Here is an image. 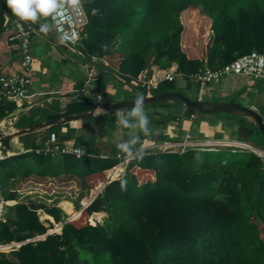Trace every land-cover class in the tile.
<instances>
[{"label":"trees","instance_id":"obj_1","mask_svg":"<svg viewBox=\"0 0 264 264\" xmlns=\"http://www.w3.org/2000/svg\"><path fill=\"white\" fill-rule=\"evenodd\" d=\"M83 8L88 23L79 50L87 59L104 58L126 81L151 64L160 69L176 64L186 79L204 65L219 68L252 51L264 52V0H85ZM8 9L7 0H0V43H18L19 49L7 31ZM200 24L206 28L203 58L192 59L187 36ZM114 40L117 46L110 47ZM160 104L166 103L152 106ZM15 110L14 103L0 101V119ZM100 119L104 125L116 123L108 114ZM81 146L92 152L88 143ZM230 148L139 155L69 222L68 214L78 212L72 214L64 201L7 208L0 245L25 243L0 253V264H264V167L254 153ZM114 155L4 156L0 191L10 181L62 175L95 189L118 163ZM2 197L14 201L17 193ZM38 210L62 227L26 242L51 229L39 220ZM102 212L107 214L102 223L89 224L92 214Z\"/></svg>","mask_w":264,"mask_h":264},{"label":"crops","instance_id":"obj_2","mask_svg":"<svg viewBox=\"0 0 264 264\" xmlns=\"http://www.w3.org/2000/svg\"><path fill=\"white\" fill-rule=\"evenodd\" d=\"M84 1L85 0H82V3H84ZM5 17L8 25L7 31L10 33L13 32L12 39H15L16 43L19 42L14 31V25L21 19L14 15L10 8L7 10ZM23 21H25L29 30H31L30 56L32 58V65L28 68V70L22 67L21 55L17 46L18 43L9 46L2 39V42L0 43V76H28L31 79V83L27 88V93L30 97L23 99L18 103H14L16 107V110L12 112H16L14 116H10V113L5 118L0 119V123L5 121L3 130L0 129L1 132L5 134H12L16 132L19 127L22 128L31 126H17L16 123L21 120L20 114L22 113L25 114V116H34V121H42L40 124L32 125H41L50 121H60L62 117L66 115L91 112L94 107L93 102L113 103L131 100L137 97L135 89L133 88L134 84L130 83V81L124 80L123 78L121 79V77L116 74V71L111 69L108 62L104 60V58L95 57L96 59H94V57H91L90 59H87L84 54L81 53L79 47H77V49H71L63 45L58 37H54L53 40L48 38V35L38 28V23H43L44 25L48 24L53 32L49 16H40L36 22L26 20ZM112 46H117V40L110 43V47ZM11 50L15 53H11ZM188 55L192 59L203 58L200 51H195V49ZM203 61L204 63L206 62L205 59ZM150 68L160 69L158 66L152 64L149 69ZM168 68L177 69V65L172 64ZM177 78L185 80L180 74L176 77V79ZM244 78L252 79L250 77ZM120 85L125 86L124 91L127 90L128 94L132 96L126 98L123 90L118 88ZM235 85L236 84L233 83L231 87L226 90V92H222V95L225 96L232 94L237 89ZM137 87L141 90L143 89L140 86ZM98 97H100L101 101H98ZM259 101L263 102L264 99L261 97ZM257 106L258 105L256 103L254 104V101L250 103V108L255 111L258 109ZM17 111L23 112L18 113ZM128 111L129 110L123 111L125 113V118L132 120L131 117L127 116ZM144 111L150 122V132L148 135H145L136 127L124 129L117 122L116 112L104 113L102 111H95L93 117L91 118L68 122L60 127H52L49 130L43 129L35 133L7 140L11 143V145L6 148L2 145L3 155L9 157L31 151L36 152L35 150L40 148L48 139L50 132L56 134L57 144L60 147H79L85 151V156L90 155L99 158H107L114 154V156H116L118 153L122 152L117 145L124 142H131L136 136H139V140L135 144L129 143L130 152L135 155L133 159L139 155H147L157 152L183 153L187 149H191L190 145H195L196 143L206 144L211 141L226 140L231 141L232 143L241 142V140L236 139V131H233L235 124H227L226 121L229 120L220 118L218 115H215L216 117L201 113H198L201 116H195L194 113L189 115L184 107L181 108L180 105L175 103L144 107ZM103 114H108V117L114 119L116 123L113 126L102 124L100 121L103 120L100 119V116ZM133 123L135 122L133 121ZM55 128H59L60 132H56ZM65 134L72 137L69 136V138H67ZM82 143H88V147L92 149V152L88 153V151L81 146ZM32 144L34 146H32ZM165 145H171L173 149H165V147H163ZM176 148L178 151L174 152ZM196 149L204 150L206 148L203 147V149H200L197 147ZM110 171L111 169L106 170L104 175ZM123 174L121 176H123ZM62 181H66L67 184L65 186L67 190V192H65L66 194L60 198L53 196V199L46 200V203L48 202L47 205L53 206L58 202L64 201L66 203L65 205H67L72 211V214L75 212L80 214V212L87 207V205L83 204L85 199H82L80 203H78L82 193H93V191L98 189V187L101 186V183H103V181H101L95 189H88L83 179L64 175L56 177L55 179H39L35 176H31L27 179L15 180L13 182L20 186L27 184H36L41 186L43 185L41 184L42 182L55 185L56 182L64 184ZM11 183L12 181L9 182L10 185ZM14 191L19 195L22 194L23 189H15ZM29 193L30 192H26V194ZM18 195L17 199L13 201L14 204L32 201L31 199L25 200L23 197L20 199L21 197H18ZM22 195H24V193ZM39 212L43 213L44 220H48L56 226L54 220L50 216L46 215L41 210L37 211L38 216ZM65 213L68 214L66 209ZM46 216L50 219H45ZM96 216L100 217L98 218ZM106 217L107 214L102 212L94 213L90 218L100 221L97 223H102ZM71 220L74 219H72L71 215L68 214L66 222ZM90 224L93 225L92 223ZM60 226H62V224H59L58 227ZM47 235L48 233L37 237H39L40 240H43Z\"/></svg>","mask_w":264,"mask_h":264},{"label":"built area","instance_id":"obj_3","mask_svg":"<svg viewBox=\"0 0 264 264\" xmlns=\"http://www.w3.org/2000/svg\"><path fill=\"white\" fill-rule=\"evenodd\" d=\"M65 15L64 17L57 16L55 13L49 15L50 24L53 28V32L57 35L60 42L68 48L77 49L79 47L81 40L85 35L83 31L88 23L85 10L83 8L82 0L78 5L65 4ZM14 31L19 41V52L22 60V67L26 70L32 65V58L30 56V38L31 30H29L25 21L19 20L14 25ZM65 39H62V38ZM94 59H96L94 57ZM105 60V59H104ZM105 62V61H104ZM176 68L168 69H157L150 68L149 70L143 71L135 79L131 80L130 83L140 86L144 89L145 95H152V91H156L158 87L164 83H172L178 77ZM235 75L242 77H250L254 80L264 81V52L258 53L252 51L249 54L238 56L232 62L224 64V66L219 68H209L204 65L197 73L187 77L185 80L187 82L196 84L200 92L207 91L208 85L211 83H219L226 77ZM31 83V79L26 75H7L0 76V101L18 103L23 99L29 98L30 96L27 93V88ZM98 101H101L98 97ZM48 139L43 143V145L36 149V153H42L43 155H48L55 157L63 154H72L76 156H85L86 153L83 149L74 146L60 147L57 144L56 134L50 132ZM207 144V143H206ZM205 144L196 143L195 145H190L192 148L203 149ZM233 148L239 150L250 151L261 158L262 165L264 167V150L260 148H254L252 145L236 142L232 143ZM165 149H173L171 145L163 146ZM210 150V149H209ZM135 155L132 152L129 154L118 153L115 157L118 160V163L111 169L112 172H116V177L112 178L109 173L105 174V180L101 183V186L98 187L90 195L92 200L94 197H97L105 187V185L113 179H119L123 174V171L127 164L133 160ZM4 158L3 147L0 143V161ZM21 199V198H20ZM13 201H6L2 196H0V221L5 220V213L7 208L15 206ZM92 218H90L89 223H91ZM99 221V220H97ZM100 222V221H99ZM96 223H93L95 225ZM57 231V233L60 231ZM51 231H48L49 233ZM54 233V232H52ZM51 233V234H52ZM49 235V234H48ZM38 239H30L26 242H34ZM21 243H9L0 245V248H4L0 253H8L16 250L22 244ZM7 250V251H4Z\"/></svg>","mask_w":264,"mask_h":264},{"label":"rangeland","instance_id":"obj_4","mask_svg":"<svg viewBox=\"0 0 264 264\" xmlns=\"http://www.w3.org/2000/svg\"><path fill=\"white\" fill-rule=\"evenodd\" d=\"M44 25L43 23L40 24L38 23V28L41 29V26ZM48 28L47 32H44L48 35V38H50L51 40L54 39V37H57V35L55 33L52 32L51 27L47 24L46 25ZM206 28L205 26H202V24H200V26L197 28V30L192 31V29L189 31V35L187 36V51H189V53L195 49V51H203V44L205 42V38H206ZM32 42V39H31ZM31 44V43H30ZM30 49H31V45H30ZM235 83L236 85V90L229 95H222V92H226V90H228L231 85ZM124 87L125 86H119L118 88H120V90H123L124 95H126V98L131 97L132 95L128 94V91H124ZM208 91L207 92H203L200 93V89L196 84L193 83H187V81L183 80L182 78H177L171 85L169 84H164L162 86H160V88L156 91H152V95L154 94H158V93H162V92H178L181 93L182 95L189 97L191 99H199V100H209L211 102H228V103H235V104H240L246 107H250V103L254 101V104L256 103L258 106V109H256V112L259 114V116H261L264 120V101L260 102L259 99L262 97L264 99V82L259 81V80H253V79H249V78H244L241 76H235V75H231L225 78V80L223 79L222 81H220L219 83H211L208 85ZM130 91H132L131 89H129ZM167 104V103H166ZM183 108V107H181ZM195 116H201L198 113H194ZM213 117H216L215 115H213ZM218 117L229 120L226 121L227 124L231 123V124H235L234 126V132L236 131V129L240 126H251L252 127V123L249 122L246 119H240V118H234L228 115H223V114H218ZM20 121H17V126H26V125H32V124H40L42 121H34V116L30 117L29 115L25 114H20ZM5 122V121H4ZM4 122L2 121L0 123V129L3 130L4 127ZM150 128V125H149ZM56 132H60L59 128H55ZM65 136L67 138H69V136L67 134H65ZM72 137V136H70ZM238 139V138H236ZM227 141V140H226ZM211 141L207 144H205V148L206 149H216V148H230V147H235L232 146V142L231 141ZM218 142V143H217ZM217 145H216V144ZM249 143L264 150V140L262 139V137L257 134L254 133L250 138H249ZM8 146L11 145L10 142H8L7 144ZM227 146V147H226ZM188 147V146H187ZM230 148V149H232ZM235 149V148H234ZM60 182V181H59ZM59 182H56L55 185H50L47 183H41L43 185H34V184H27L24 186H20L18 184H16L15 182L12 181L11 185L7 184V188L5 191H1V194L3 196H5V194L7 192H9L10 190H15V189H23L22 194L24 193V195L22 194H17L18 197H23V199L27 200V199H31L32 201H38L39 203H46V200H50L53 199V196L60 198L63 197L67 192L65 186L66 181H62L64 182V184H60ZM54 184V183H53ZM9 187V188H8ZM26 192H30L29 194H26ZM90 195L91 193L86 192V193H82L78 203H80V201L82 199H87L88 201H90ZM22 201V200H21ZM85 202V201H84ZM83 202V204H84ZM48 204V202L46 203ZM89 204V202L87 203V205ZM85 205V204H84ZM12 212V211H11ZM11 217H12V213H11ZM74 217V215L72 216ZM96 217H100V216H96ZM39 220L46 226L49 227V225L51 226L50 230L55 229V226L52 224V222H49L48 220H44L43 217V213L39 212ZM94 223H97V219H93ZM90 224V223H89ZM59 225V224H58ZM57 233V231H55ZM54 232V233H55ZM35 239L38 238V240H40L39 237H34ZM4 248H0V250L2 251ZM7 251V250H4ZM85 254H82V257H84Z\"/></svg>","mask_w":264,"mask_h":264},{"label":"water","instance_id":"obj_5","mask_svg":"<svg viewBox=\"0 0 264 264\" xmlns=\"http://www.w3.org/2000/svg\"><path fill=\"white\" fill-rule=\"evenodd\" d=\"M137 97L131 100H124L119 102L107 103V102H93V109L91 112L88 113H78L75 115H66L62 117L60 121H50L46 124L41 125H31L22 128H18L16 132L12 134H5L0 131V143L3 140H12L14 138L27 135L30 133H35L40 130H49L52 127H60L64 124L72 121H79L82 119H87L93 117L95 111H102L104 113L109 112H119V111H127L134 107L135 101L138 97L144 98V106H152L159 103H179L185 109L193 110L195 112L201 114H208V115H217L223 114L228 115L234 118L246 119L252 123L251 126H240L236 129V138L241 140V142L252 145L249 143V138L254 134H259L262 139L264 140V120L259 114L252 108L238 105L235 103H228V102H211L209 100H199V99H191L186 97L178 92H164V93H156L154 95H145L143 91L138 88L137 86L133 85ZM21 113L23 111H17ZM15 113H11L10 116H14ZM254 148H258L252 145ZM223 148V147H222ZM178 150L175 149L174 152ZM1 196V191H0ZM94 197L89 204L95 199ZM88 204V205H89ZM87 205V206H88ZM86 208V207H85ZM62 226H60L61 228ZM49 232L48 234H51ZM43 238V237H42Z\"/></svg>","mask_w":264,"mask_h":264},{"label":"clouds","instance_id":"obj_6","mask_svg":"<svg viewBox=\"0 0 264 264\" xmlns=\"http://www.w3.org/2000/svg\"><path fill=\"white\" fill-rule=\"evenodd\" d=\"M80 0H7V6L11 9L14 15L21 20L36 22L40 16L47 17L53 13L57 16L64 17L65 4H71L73 6L78 5ZM42 32H47L46 25L41 26ZM62 39H65L64 37ZM127 116L132 120L125 118L123 111L117 112V122L123 128L136 127L145 135L150 132L149 118L144 111V98L138 97L135 101L134 107L128 112ZM133 121L135 123H133ZM139 140V136H136L131 142H124L117 145V147L124 153L129 154V143L135 144ZM127 181H122V184H126Z\"/></svg>","mask_w":264,"mask_h":264},{"label":"bare ground","instance_id":"obj_7","mask_svg":"<svg viewBox=\"0 0 264 264\" xmlns=\"http://www.w3.org/2000/svg\"><path fill=\"white\" fill-rule=\"evenodd\" d=\"M227 142V141H226ZM218 143V142H217ZM236 143V142H235ZM216 144V143H215ZM217 145V144H216ZM227 147V146H226ZM177 149V148H176ZM116 172L117 171H115V172H109V174H110V176L112 177V178H115L116 177ZM88 202H90V201H88V200H85V202H84V204L85 205H87V203ZM79 216V213H76V214H74V217H72V219H76L77 217ZM59 225L57 224L56 226H55V229H53V230H51V232H55V230L57 231L58 229H59V227H58Z\"/></svg>","mask_w":264,"mask_h":264}]
</instances>
